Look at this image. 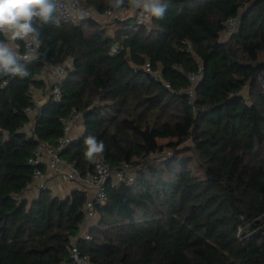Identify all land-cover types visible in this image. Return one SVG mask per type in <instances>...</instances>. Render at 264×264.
<instances>
[{"label": "trees", "instance_id": "16d2710c", "mask_svg": "<svg viewBox=\"0 0 264 264\" xmlns=\"http://www.w3.org/2000/svg\"><path fill=\"white\" fill-rule=\"evenodd\" d=\"M80 1L98 14L118 10L114 0ZM161 2L163 19L112 21L113 32L96 19H35L41 46L21 63L28 75L0 74V264H73L87 193L24 196L30 158L40 143L58 144L73 109L85 131L60 154L66 163L85 176L94 136L113 170L136 168L130 183L107 184L91 239L78 242L93 264H264V0ZM230 18L240 26L223 40ZM68 60L61 100L23 132L43 61ZM200 67L191 102L187 75Z\"/></svg>", "mask_w": 264, "mask_h": 264}, {"label": "built area", "instance_id": "2783aa9c", "mask_svg": "<svg viewBox=\"0 0 264 264\" xmlns=\"http://www.w3.org/2000/svg\"><path fill=\"white\" fill-rule=\"evenodd\" d=\"M139 12V10H137ZM130 7L120 8L118 10H108L103 14H98L91 7H88L80 0H56V12L57 18L64 23H70L78 25L87 19L117 21L133 18L137 25L149 26L151 21L138 15ZM240 26V21L237 18H230L225 23L224 35L230 38L237 33ZM11 43L10 47L13 50L18 51L21 57L35 56V59H20L18 63H30L38 59V52L41 46L35 45L30 40L16 41ZM118 52V47L116 48ZM115 52V53H116ZM71 60H68L64 64H51L47 61H43L40 69L38 79L43 82L41 88L32 90V97L35 106L25 109V113L29 116L30 121L22 129L23 132L31 134L35 125L36 116L39 114L41 107L49 101L58 102L61 100V84L63 80L68 76V71L71 68ZM202 67L196 74H188L187 78L190 80L192 86L188 90L191 102L195 97V87L202 78ZM27 71V70H26ZM258 81L264 90V72L258 76ZM39 93L44 96V100H38L35 98V94ZM64 136L59 140L57 145H50L48 143H40L36 149L34 155L30 158L29 164L34 167L33 183L29 187V190L33 192L32 196L38 194L41 190L48 189L47 185L43 183L44 179L52 173H63L71 182L78 185L76 189L87 193V200L84 204L85 220L81 226L80 237L72 240V246L70 248V259L73 264H93L91 259L83 255L79 249L78 242L80 239H91L89 236V230L97 224L99 214L98 207L104 205L107 202V184L112 181L128 182L133 180V169L129 165L123 164L119 169L113 170L108 163H106L101 153H98L92 158H86L92 167L85 176H81L77 171L74 164L66 163L60 156V154L78 137H80L85 131V124L83 121V115L77 110L73 109L68 117L62 119ZM78 133L77 137L74 136ZM68 264V263H62Z\"/></svg>", "mask_w": 264, "mask_h": 264}, {"label": "clouds", "instance_id": "9594fccd", "mask_svg": "<svg viewBox=\"0 0 264 264\" xmlns=\"http://www.w3.org/2000/svg\"><path fill=\"white\" fill-rule=\"evenodd\" d=\"M124 4L125 0H114L113 7L119 9ZM128 6L135 12L139 10V16L152 21L153 18L163 19L168 5L162 4L161 0H128ZM55 12L56 0H0V36L12 43L30 40L38 46L40 41L34 20L48 23ZM56 23L58 25L59 20ZM115 52L116 49H112V53ZM20 59H35V56L21 57L9 43L0 40V74L27 76L28 72L18 63ZM86 144V158L104 150L103 142L94 136L87 137Z\"/></svg>", "mask_w": 264, "mask_h": 264}, {"label": "rangeland", "instance_id": "374dc122", "mask_svg": "<svg viewBox=\"0 0 264 264\" xmlns=\"http://www.w3.org/2000/svg\"><path fill=\"white\" fill-rule=\"evenodd\" d=\"M102 22L103 25L109 23L110 25L109 26V30H111V32L114 31V25L115 23L114 22H111V21H107V20H104V19H101L100 20ZM223 40H226L228 39L226 36H223L222 37ZM11 45V43H9ZM246 91V90H245ZM35 98L38 99V100H44V96L39 94V93H36L35 95ZM78 133H75L74 136L77 137ZM171 141H175V140H160L159 143L161 145H166L168 144L169 142ZM190 145V143H189ZM133 175H135L134 173L136 172V168H133ZM66 175H63V173H52L51 175H49L47 178L44 179L43 183L45 185H47L48 187V190L52 193L53 196H59V197H66V196H69L70 193H69V189L67 187H65V184L66 182L68 183H72L71 180L68 178L67 176V173H65ZM78 185H76L74 183V187L76 188ZM69 194V195H67ZM30 198V197H29ZM98 222V221H97Z\"/></svg>", "mask_w": 264, "mask_h": 264}, {"label": "crops", "instance_id": "0c3cea01", "mask_svg": "<svg viewBox=\"0 0 264 264\" xmlns=\"http://www.w3.org/2000/svg\"><path fill=\"white\" fill-rule=\"evenodd\" d=\"M223 36H225V35L223 34ZM65 187H67L69 189V193H71L72 191L76 190V188L74 187V183L73 182L72 183L66 182ZM32 194H33V192L28 189V191L25 193L24 196L29 198V197L32 196ZM67 195H69V194H67ZM66 197H62V198H66Z\"/></svg>", "mask_w": 264, "mask_h": 264}]
</instances>
